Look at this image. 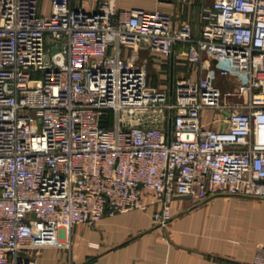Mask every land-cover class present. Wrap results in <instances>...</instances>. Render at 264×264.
Masks as SVG:
<instances>
[{
	"label": "built area",
	"instance_id": "1",
	"mask_svg": "<svg viewBox=\"0 0 264 264\" xmlns=\"http://www.w3.org/2000/svg\"><path fill=\"white\" fill-rule=\"evenodd\" d=\"M39 1L0 0V264L146 200L163 228L173 196L264 197V0H211L198 37L161 9ZM176 43L195 76L149 85Z\"/></svg>",
	"mask_w": 264,
	"mask_h": 264
},
{
	"label": "crops",
	"instance_id": "2",
	"mask_svg": "<svg viewBox=\"0 0 264 264\" xmlns=\"http://www.w3.org/2000/svg\"><path fill=\"white\" fill-rule=\"evenodd\" d=\"M101 1L71 0V4L95 11ZM45 2L48 8L43 9ZM210 3L211 0H115V8L168 11L175 24L188 23L193 37H198L204 9ZM39 8L47 13L49 0H40ZM186 46L176 43L169 55L149 56V85L169 90L176 80L195 76L181 54ZM146 203L145 209L105 213L93 227L77 223L69 230L59 229L63 244L38 249L35 264H264V197L173 196V216L163 228L153 225V205L148 200Z\"/></svg>",
	"mask_w": 264,
	"mask_h": 264
},
{
	"label": "rangeland",
	"instance_id": "3",
	"mask_svg": "<svg viewBox=\"0 0 264 264\" xmlns=\"http://www.w3.org/2000/svg\"><path fill=\"white\" fill-rule=\"evenodd\" d=\"M47 4H48V3H46V2L43 4V9H44V8H48ZM49 4H50V1H49ZM21 112H22V111H21Z\"/></svg>",
	"mask_w": 264,
	"mask_h": 264
}]
</instances>
